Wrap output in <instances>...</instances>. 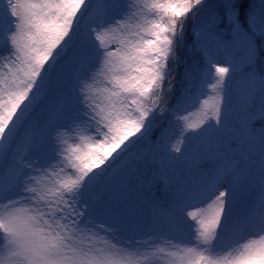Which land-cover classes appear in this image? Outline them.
<instances>
[{"label": "snow or ice", "instance_id": "6c2138e0", "mask_svg": "<svg viewBox=\"0 0 264 264\" xmlns=\"http://www.w3.org/2000/svg\"><path fill=\"white\" fill-rule=\"evenodd\" d=\"M0 46V264H264V0H0Z\"/></svg>", "mask_w": 264, "mask_h": 264}, {"label": "rangeland", "instance_id": "374dc122", "mask_svg": "<svg viewBox=\"0 0 264 264\" xmlns=\"http://www.w3.org/2000/svg\"><path fill=\"white\" fill-rule=\"evenodd\" d=\"M128 2H132L134 3L135 0H125V3H128ZM4 47L3 46H0V55H6V51L4 52ZM196 61L197 63H199V60L198 58L192 56V54L190 55V60L188 63H192L193 61ZM259 71V70H258ZM261 74H264V72H261ZM204 98H207V96L203 97L200 101V104H202L203 102V99ZM258 103V101H257ZM233 104L235 105L236 104V99L233 98ZM253 111H255L256 109L253 108L252 109ZM199 111V105L195 106V107H192L191 110H190V113H187V114H190L192 115V119L195 120L197 119L196 115H194V113L198 112ZM261 121H264L262 119H260L258 116L255 117L252 121H251V124L250 126L255 130V132L257 133V135H259L260 131L262 129H264V127L260 124ZM163 187L162 185H160V194H156L157 197H162L163 196V191H162V188Z\"/></svg>", "mask_w": 264, "mask_h": 264}, {"label": "trees", "instance_id": "16d2710c", "mask_svg": "<svg viewBox=\"0 0 264 264\" xmlns=\"http://www.w3.org/2000/svg\"><path fill=\"white\" fill-rule=\"evenodd\" d=\"M189 31H191V25H190V27H189ZM180 54L182 55V57L184 58V59H186L188 62H189V60H190V55H191V53H189V52H187L186 50H180ZM183 87V85H182V83H177L176 84V88L177 89H180V88H182ZM260 124L264 127V121H261L260 122ZM147 145L145 146V149H147ZM152 192L153 193H155V195L156 194H160V185H157V186H155V187H153L152 188Z\"/></svg>", "mask_w": 264, "mask_h": 264}]
</instances>
